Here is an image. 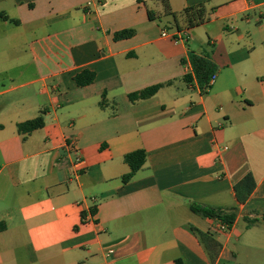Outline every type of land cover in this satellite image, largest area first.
I'll return each mask as SVG.
<instances>
[{
  "label": "crops",
  "instance_id": "0c3cea01",
  "mask_svg": "<svg viewBox=\"0 0 264 264\" xmlns=\"http://www.w3.org/2000/svg\"><path fill=\"white\" fill-rule=\"evenodd\" d=\"M205 51L201 90L184 77ZM239 244L264 251V0H0V264H235Z\"/></svg>",
  "mask_w": 264,
  "mask_h": 264
},
{
  "label": "trees",
  "instance_id": "16d2710c",
  "mask_svg": "<svg viewBox=\"0 0 264 264\" xmlns=\"http://www.w3.org/2000/svg\"><path fill=\"white\" fill-rule=\"evenodd\" d=\"M165 1V0H164ZM190 26L193 24V21L196 19H200V13L194 12L190 13L186 11ZM151 19L153 16L149 13ZM134 34L133 30H124L116 34V38L125 39L129 38ZM189 59L192 65V74H188L184 77V80L192 84L196 81L201 90H205V88H210V82L212 78L216 75L217 67L212 60L211 52L205 51L202 54L198 55L193 52L190 53ZM94 76L91 72L84 71L76 77V81L79 85H88L92 83ZM162 85L153 86L147 88L139 93L131 94L129 98L132 101L140 100V99H148L154 96L160 89ZM44 125L43 116H40L34 120L22 123L18 125V131L22 134L31 133L35 130L42 128ZM146 152L144 150H138L127 154L125 156V162L130 166V173L124 177V181H129L140 169H142L146 163ZM256 188V181L252 174H248L245 176L239 183H237L234 187V191L236 194L237 201L241 204L246 203ZM192 212L197 215H200L205 218L214 219L225 224L229 229L235 223L237 217V209L234 208L229 211H225L223 209H214L211 207L202 206L197 203H193L190 206ZM202 237V236H201ZM176 264H183L180 260L176 261Z\"/></svg>",
  "mask_w": 264,
  "mask_h": 264
},
{
  "label": "rangeland",
  "instance_id": "374dc122",
  "mask_svg": "<svg viewBox=\"0 0 264 264\" xmlns=\"http://www.w3.org/2000/svg\"><path fill=\"white\" fill-rule=\"evenodd\" d=\"M242 225L243 222L238 225V230H241ZM237 249L239 255L235 264H264V251L244 247L241 244Z\"/></svg>",
  "mask_w": 264,
  "mask_h": 264
},
{
  "label": "built area",
  "instance_id": "2783aa9c",
  "mask_svg": "<svg viewBox=\"0 0 264 264\" xmlns=\"http://www.w3.org/2000/svg\"><path fill=\"white\" fill-rule=\"evenodd\" d=\"M163 37L171 38L175 44L184 43L187 41L188 38V30L186 29H177L172 32L169 31H163L162 33ZM215 79V77L212 78L211 82ZM93 217L89 216L87 218L88 221L92 220ZM227 227L225 225H220V230L224 231Z\"/></svg>",
  "mask_w": 264,
  "mask_h": 264
}]
</instances>
